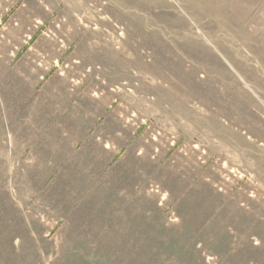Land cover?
<instances>
[{"label": "rangeland", "instance_id": "rangeland-1", "mask_svg": "<svg viewBox=\"0 0 264 264\" xmlns=\"http://www.w3.org/2000/svg\"><path fill=\"white\" fill-rule=\"evenodd\" d=\"M0 264H264V0H0Z\"/></svg>", "mask_w": 264, "mask_h": 264}]
</instances>
